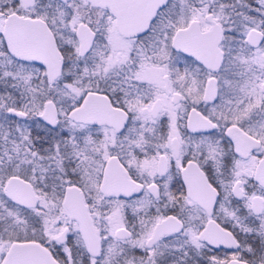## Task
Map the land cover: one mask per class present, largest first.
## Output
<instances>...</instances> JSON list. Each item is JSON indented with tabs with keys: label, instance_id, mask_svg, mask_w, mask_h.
Masks as SVG:
<instances>
[{
	"label": "snow or ice",
	"instance_id": "obj_1",
	"mask_svg": "<svg viewBox=\"0 0 264 264\" xmlns=\"http://www.w3.org/2000/svg\"><path fill=\"white\" fill-rule=\"evenodd\" d=\"M0 264H264V0H0Z\"/></svg>",
	"mask_w": 264,
	"mask_h": 264
}]
</instances>
